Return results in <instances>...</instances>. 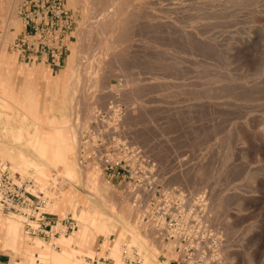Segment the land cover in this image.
<instances>
[{
    "label": "rangeland",
    "instance_id": "rangeland-1",
    "mask_svg": "<svg viewBox=\"0 0 264 264\" xmlns=\"http://www.w3.org/2000/svg\"><path fill=\"white\" fill-rule=\"evenodd\" d=\"M12 1L0 2V107L4 100L10 102L14 131L18 121L28 123L23 132L27 145L21 148L36 159L32 163L44 174H36L33 164L20 169L19 151L6 152L1 134L0 160L14 172L37 180L47 200L42 211L51 220L75 227L72 233L43 240L27 233L24 215L0 213L2 220L20 221L33 264H64L60 248L44 250L61 237L71 242L74 262L92 264L93 259L105 257L119 264L128 253L141 264H178L174 247L148 219L157 193L171 191L187 198L190 210L206 227L211 235L207 245L217 251V264H264V0H207L206 34L214 36L205 38L214 47L207 42L203 48L193 39L191 45L176 49L156 48L153 40L138 37L139 44L153 51L138 53L131 61L123 58V69L114 63L116 68L111 66L113 71L107 73L98 70L96 60L110 51L108 37L102 41L103 36H89L87 43L93 45L80 54L79 65L67 80L78 43L77 28L80 21L92 22L94 10L68 4L76 19L73 38L68 53L60 63H52L51 71L44 66H19L9 56L11 43L23 28L19 10L25 0L15 10ZM90 62L97 65L96 70ZM105 75L109 76L106 84ZM49 123L66 129L54 131ZM112 140L126 141L150 161L146 176L154 181L152 190L145 189L144 180L135 183L119 177L117 171H105L101 144ZM68 171L74 172L73 179L66 175ZM68 191L72 193L67 208L53 213ZM201 197L205 200L199 205ZM93 218L98 219L96 223ZM88 226L95 237L91 250L76 245L81 230ZM162 237L163 249L158 245ZM36 241L42 249L33 247ZM42 254L50 259L43 261ZM153 255L157 261H152ZM11 259L22 264L20 257Z\"/></svg>",
    "mask_w": 264,
    "mask_h": 264
},
{
    "label": "bare ground",
    "instance_id": "bare-ground-1",
    "mask_svg": "<svg viewBox=\"0 0 264 264\" xmlns=\"http://www.w3.org/2000/svg\"><path fill=\"white\" fill-rule=\"evenodd\" d=\"M1 1L2 0H0V2ZM20 1L21 0H13L11 2L12 10L16 9L17 4ZM0 4H2V3H0ZM8 4H7V6H8ZM68 4H69V6H71V8H74V9L76 8L77 5L78 6L82 5V7H84V10L86 8L88 10H91L90 12H92V10H94V11H93V13L90 14L92 16L89 15L90 19L88 18L89 20H92V22L91 21L87 22L88 24L86 25L84 21H80L81 22L79 24L80 27L77 28L78 30L76 32V37L78 38V43L76 46V52H73L71 55V62L69 64V66L67 67V71H68L67 73L68 74H67V76L64 77V80H67L70 75L72 76V73L75 69L74 68L75 65L76 64L79 65V60L81 59L80 54L89 48V46H88L89 42L87 43V40H88V37L92 36V35H95L97 37L103 36L104 38H100V40H102V41L106 40L105 37H108V42H109L108 47H109V50L111 52L109 51L107 55H104V56L102 55L103 57L99 56L100 59L97 58L98 60H96V61H98V66L95 65V67L97 66V68H99L98 70H105L106 73L108 70L111 69V66L113 67V65H115L116 63H119L121 66V69H123L126 66L125 63L122 64V62H121L122 60H124L123 58H125L126 61H131V59L134 56H137L136 54H138V53L141 54V52H145V54H146L147 52H150V50H152V49H149V47L147 45L139 44L138 40H137L138 37H144V38L147 37L148 39L153 40L154 44H155L154 47H156V45H160V46L173 47L172 49H176V47L179 45H183V46L184 45L186 46L187 44L191 45V43H192L191 41L193 39H196V41L199 43V45L202 46L203 48H204V46H206V43L209 42L205 38V35L207 36L206 33L208 31V27H207L208 24H206V21H205L206 20V13H207V0H68ZM1 8H3V6ZM4 9L6 10L7 8L5 7ZM2 10L3 9L0 10V13ZM5 10H4V12H5ZM11 12H12L11 15L13 16V14L15 12H13V11H11ZM214 12H215V10H214ZM13 18H15V17H13ZM86 18L87 17H85V19ZM15 20H14V23H15ZM216 20H217V17H216ZM82 22H84V24ZM217 23L218 22H216V25H217ZM212 36H214L213 33L210 34L211 38L209 36H207V37L212 39ZM216 41L219 42V40H216ZM210 42H212V41L210 40ZM99 43L102 45L101 42H99ZM89 45H93V44L90 43ZM210 45L213 46V44H211V43L209 44V46ZM216 45H217V43H216ZM209 46H208V48H210ZM96 47H97V45H96ZM118 47L119 48L121 47L123 51H119L120 49L118 50ZM90 48H92V50H93V46H90ZM98 48L95 50H98ZM164 49H165V47H164ZM203 50H205V49H203ZM213 50L216 51L215 48H213ZM99 51H100V49H99ZM101 51L103 52L104 49ZM118 51H119V53H118ZM184 52H185V50H184ZM217 52L219 53V51H216V53ZM140 54H138V55H140ZM149 55H151V53ZM154 56H152V57H154ZM149 57H151V56H149ZM167 57H166V59H167ZM161 58H162V56H161ZM169 59H171V58H169ZM133 60L137 61L138 59L137 60L133 59ZM82 61L83 60H81V62ZM126 61H123V62H126ZM96 63L94 62V64H96ZM85 65L87 66V64H85ZM90 65L92 66L91 62H90ZM123 65H125V66L123 67ZM139 65L140 64H138V66ZM93 67L94 66L91 67L92 70H93ZM119 68H118V70H119ZM126 69H128V66H127V68H125V70ZM95 70H96V68H95ZM95 70L93 71V73H95ZM98 70H97V72H98ZM114 71H116V70H114ZM130 71H131V69H130ZM97 72H96V74H97ZM105 72H104V74H105ZM119 72H120V70H119ZM122 72H120V73H122ZM126 72H128V70ZM151 72H153V71L151 70ZM116 73H118V72L116 71ZM85 75H87V74H83L82 76H85ZM91 75H92V71H91ZM93 75H92V80H94ZM108 75H110V74H108ZM108 75L104 76V77H106V80L103 79V80H105L104 84L107 83V80L109 77ZM119 75L120 74H118V76ZM123 75L121 74L120 77L122 78ZM80 76H79V78H81ZM104 77H102V78H104ZM130 77L132 78V75ZM199 78H201V77H199ZM103 80L101 82H103ZM79 81L80 80L78 79L77 82H79ZM83 81L85 82L86 78H85V80L83 79ZM203 81L204 80L202 79L201 82H203ZM97 82H96V86H97ZM210 82H211V79H210ZM124 83H127V81L125 79H124ZM134 83H135V81H134ZM93 84H94V82H93ZM203 84H204V82H203ZM133 85H131L132 90L134 88H136V84L134 85L135 87H133ZM92 86L93 85L91 84V87ZM202 86H204V85H201L200 87H202ZM211 86L214 87L213 84H211ZM88 87H90V86H88ZM78 88H80V87H78ZM125 89L123 87V91ZM127 90H128V88H127ZM200 90H202V89H200ZM129 91L130 90H128V93H130L129 95L134 96V94L132 92H129ZM195 92H196V90H195ZM111 93H112V91H111ZM125 93L126 92H124V94ZM128 93H126V94H128ZM131 93H132V95H131ZM197 93H198V90H197ZM109 94H110V92H109ZM112 95H113V93H112ZM125 95H123V96H125ZM114 97H115V94H114V96H112V98H114ZM126 97H128V96H126ZM124 99H126V98L124 97ZM133 100L135 101V99H133ZM130 101H131V99H130ZM0 108H1L0 109V134H1V137L4 141L2 144H3L4 148L6 149V152L13 154L15 150L19 151V157H20V161H21L20 169L21 168L25 169V168H27L28 165L33 164L35 166V169H34L35 173L42 177L44 174V170L42 171V169L38 168L37 164L32 163V162L36 161V159H34V157L29 155L27 152H25L21 148V147L27 145L26 138L23 136V132H24V129L26 128V126L28 125V123L24 122V121H22V122L18 121V123H17L18 129L16 131H14L12 127L15 125V120L12 117V115L10 114V110L12 109L10 102L8 100H4V104ZM131 113H133L132 110H131ZM131 113H129V114H131ZM86 114H87V116L89 115L88 113H86ZM132 116L134 117V115H132ZM94 119H95V116H94ZM130 120H132V119H130ZM102 124L104 125L105 123H102ZM48 125H49V128H52L54 131L66 129V127H56L53 125V123H49ZM132 125H133V123H132ZM113 127L114 126H112V128L110 127L111 128L110 130H113L114 129ZM113 131H115V130H113ZM17 174H19V173H17ZM66 175L68 177H71L72 179L75 177L73 171H68L66 173ZM36 183H37V180H36ZM41 185H43V184H41ZM71 193H72V191H68V193H67L68 195H67L66 199L64 200V202L60 205V207L52 209L53 213H59L60 211H64L67 208L69 199L71 197ZM104 210H106V209H104ZM102 211H103V209H102ZM106 212L107 211H103V213H106ZM94 218L92 219V221L94 223H96V221L98 219H94ZM104 220H106V218L103 219L102 222ZM19 222L20 221L13 219V218H5L4 220L0 219V254L5 253L7 255H10L14 259L17 257H20L22 259V264H33V258L31 256L30 251L27 248L28 243L25 242V239L23 237L21 226H20ZM100 223L101 222H99L98 224L100 225ZM106 223H107V221H106ZM119 239H121V234L119 236ZM94 243H95V237H94V234L92 233L91 229L89 228V226L82 229L81 233L79 234V237L77 239L76 245L82 247L83 249L91 250L94 246ZM40 245H41V242L36 241L33 244V247L37 250H40V249H42V247ZM70 245H71L70 241H66L63 237H61L59 239H56L54 244L47 246L44 250L49 253L52 251L51 248L53 246L55 248V246H56V247L61 249V251L58 252V254L60 255L61 261L64 264H83L82 262H76V261L74 262V260H73V255H74L73 251L74 250L72 247H70ZM158 245L162 249H163V247H166V245H164L163 237H162V239H160ZM75 254H77V253H75ZM41 257H42V260L45 262H47V260L50 259L49 254H42ZM157 260H158V257L153 255L152 261H157Z\"/></svg>",
    "mask_w": 264,
    "mask_h": 264
},
{
    "label": "built area",
    "instance_id": "built-area-1",
    "mask_svg": "<svg viewBox=\"0 0 264 264\" xmlns=\"http://www.w3.org/2000/svg\"><path fill=\"white\" fill-rule=\"evenodd\" d=\"M19 16L23 28L10 45V52L25 59H40L56 62L69 51V42L76 26L72 10L67 0H25L20 7ZM101 162L105 171H117L124 180L135 183L146 181L145 189L152 190L154 181L147 175L152 166L140 150L130 147L126 141L115 140L101 144ZM149 188V189H148ZM153 200L152 215L148 218L162 232L166 241L172 245L178 264H217L215 248L207 245L210 236L201 220L188 206V200L178 191L158 192ZM204 197L198 198L199 205ZM46 198L33 179L14 172L8 164L0 160V213L22 214L27 219L28 234L52 239L61 233H72L71 224L62 226L42 211ZM92 264H118L115 260L98 257ZM119 264H140L135 256L128 253Z\"/></svg>",
    "mask_w": 264,
    "mask_h": 264
},
{
    "label": "crops",
    "instance_id": "crops-1",
    "mask_svg": "<svg viewBox=\"0 0 264 264\" xmlns=\"http://www.w3.org/2000/svg\"><path fill=\"white\" fill-rule=\"evenodd\" d=\"M8 53H9V56L12 59H15L17 61V63L19 64V66H23V67L24 66H27V67H31V68H34L36 66H38V67L44 66V67H47L48 69H51V71L53 70L51 68L52 62H50V61H47L46 62L44 60H40V59H36V58H32V59H30V58L29 59H25V58H21V57L19 58L16 55L12 54L10 52V50L8 51ZM61 60H58V61H56L54 63H60ZM49 218H51L50 217V214H49ZM0 264H20V261L13 262L12 259H11V257L9 255H7L5 253H1L0 254ZM140 264H141V261H140Z\"/></svg>",
    "mask_w": 264,
    "mask_h": 264
}]
</instances>
